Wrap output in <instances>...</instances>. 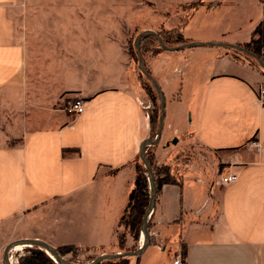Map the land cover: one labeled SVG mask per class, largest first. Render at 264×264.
<instances>
[{
  "label": "crops",
  "instance_id": "obj_1",
  "mask_svg": "<svg viewBox=\"0 0 264 264\" xmlns=\"http://www.w3.org/2000/svg\"><path fill=\"white\" fill-rule=\"evenodd\" d=\"M18 1L0 0V89L18 103L27 98L32 114L17 142L0 145V264L5 245L20 238L119 252L116 235L134 182V159L150 134L130 55L112 30L99 29L97 17L61 16L47 21L59 30L42 32V39L57 41L58 52L41 60L35 40L19 37ZM238 3L208 0L198 6L218 9L223 21L232 19ZM260 4V12L245 13L236 26L224 25L208 39H194L185 24L182 35L188 42L246 43L264 18ZM176 18H158L156 32L176 27ZM61 23H73L75 31ZM196 49H164L145 59L165 97L155 158L164 162L169 137L183 135L208 164L186 163L176 172L177 183L161 185L148 218L151 241L139 264L147 251L168 246L171 260L144 264H173L182 246L183 264H264V78L226 50ZM196 51L214 54L201 72L192 71L193 86L184 95L182 71ZM38 64L49 67L48 77L35 73ZM61 94L82 97V112L72 116L53 108ZM228 171L236 179L222 184L220 173ZM127 239L130 244L129 234ZM142 241L141 234L137 246Z\"/></svg>",
  "mask_w": 264,
  "mask_h": 264
},
{
  "label": "rangeland",
  "instance_id": "obj_2",
  "mask_svg": "<svg viewBox=\"0 0 264 264\" xmlns=\"http://www.w3.org/2000/svg\"><path fill=\"white\" fill-rule=\"evenodd\" d=\"M203 1L208 0H19V25L18 34L21 40L25 42L28 39L31 43H36L35 53L40 57L41 60L46 62L50 61L51 57L58 52L56 50V42L51 38L42 39V32L57 31L55 28L58 24L48 23L47 21L57 19L58 17L68 16L69 18H75L79 16H90L97 17L99 22L100 30H109L114 32V39L120 44L121 47L125 48L130 55V64L132 70L135 74H138L137 68V51L134 48V38L135 36L144 29H152L154 31L159 28L160 22L158 18L161 16H168L176 18V22H179L183 14L189 13L185 21V32L191 34L194 39H208V36L215 34L219 30L226 27L236 26L235 20L244 16L245 13H251L255 15L257 11L262 8L260 0H223L231 1L233 3L239 2V7L235 11L233 10L231 20H223L219 18L218 9L211 12H205L202 6H198ZM198 4V5H197ZM260 4V5H258ZM196 6L198 8H196ZM54 25V28L52 27ZM61 25L69 26L66 30L69 32H74L73 23H61ZM33 32H38V38L33 39ZM36 36V35H35ZM205 37V38H204ZM194 42H207L193 40ZM218 42H225L222 40H213ZM230 43V42H226ZM140 45V43H139ZM147 49L143 54L142 48ZM140 45L142 60L144 67L147 68L145 59H147L152 51L151 46L153 42L149 39H144ZM206 46H195L198 48L196 50H203ZM216 50H221L222 52L228 49L222 46H213ZM264 50V47H263ZM203 52V53H202ZM202 53L203 55H200ZM214 52H204L196 51L194 60L189 62L188 66L182 71L183 79L182 85L184 90V95L192 89L193 79L192 75L201 72L206 65L208 58L211 57ZM246 63H251L253 69L262 74L264 78L263 69L259 67L255 59L251 56H246L244 53L240 55ZM260 58L264 61V51L261 52ZM47 65L38 64L34 68L35 73H40L43 77H48L50 75L49 67ZM118 64L114 63V67L117 68ZM40 69V71H39ZM148 69V68H147ZM192 71H194L192 73ZM196 72V73H195ZM192 73V75H191ZM139 76V74H138ZM140 83L138 82V92L141 99H143L144 107L146 108L147 114L158 115L159 113V102L157 100L156 93L153 89L147 92L143 84H149L146 82L145 78H140ZM180 81V80H179ZM178 81V82H179ZM147 92V93H146ZM67 97L61 94L59 98ZM53 104V108H58L61 99ZM27 98L23 102H16L13 95L7 89H0V145H9L17 142L19 132L23 127V122L28 114H32L30 108L28 109ZM188 119V118H187ZM157 121H154L153 132L151 137L154 136L156 131ZM178 139L172 142V138L169 137L168 148L171 150L170 155L164 162H159L151 150L157 145H151L146 147V150L150 153V158L152 160V165L158 174H162L163 171L173 172L176 174L177 170L185 166L186 163H195L197 165H206V159L201 156L199 148L193 147L192 138L187 136H177ZM161 142V141H160ZM159 144V143H158ZM172 155V157H171ZM174 155V156H173ZM173 158V159H172ZM191 165V164H190ZM223 169V166H221ZM128 214V213H127ZM128 216V215H126ZM124 220L120 223L117 230L116 246L118 244V237L123 232H128V228L124 224ZM128 235V233H127ZM126 235V247L128 250H133L137 248V241H134L130 236V244L127 243ZM141 235V233H140ZM27 246L21 249H12L9 254L10 261L12 264L18 263L19 256L25 253ZM123 251V250H122ZM103 253H114L111 251L100 252L99 249H85L79 248L76 252L67 253L63 255V258L70 260L74 263H88L94 259L97 255ZM172 257V247L168 246L164 251H147L145 254L141 255L140 263L144 264L145 261L152 259H158L159 261L167 260ZM114 260V259H112ZM134 257H129L124 264H135ZM109 260H103L99 264H111Z\"/></svg>",
  "mask_w": 264,
  "mask_h": 264
},
{
  "label": "trees",
  "instance_id": "obj_3",
  "mask_svg": "<svg viewBox=\"0 0 264 264\" xmlns=\"http://www.w3.org/2000/svg\"><path fill=\"white\" fill-rule=\"evenodd\" d=\"M263 5H264V0H260ZM201 3V1H200ZM198 3V4H200ZM197 4V5H198ZM188 16H183L181 18L180 23L172 28V29H164L161 28L158 32L160 37L162 38L163 42L168 45V46H175L179 44H183L185 42H188L187 39H185L182 35L181 29L183 25L185 24V21ZM144 39H149L151 42H153V45L151 46V55L156 54L160 52L161 50H164L158 43L157 39L153 35H143L140 38V45L142 44V41ZM139 45V46H140ZM242 47H244L246 50L252 52L253 54L257 55L260 58V54L263 50L264 47V18L255 26L251 33L250 39L243 44H240ZM135 48V46H134ZM142 48V45H141ZM229 56L233 58L234 60L240 61L244 64H247L248 66L252 67L251 63H246L244 59L240 56L242 53H244L246 56H251L253 59H255L251 54L236 50L233 48H227ZM136 50V48H135ZM137 51V50H136ZM147 51V49L142 48V53L144 54ZM141 52V49H140ZM141 53V54H142ZM138 54V51H137ZM137 60V58H136ZM257 62V60L255 59ZM258 64V62H257ZM259 65V64H258ZM260 68H262L259 65ZM138 68V67H137ZM253 68V67H252ZM146 71L150 73L149 69L145 67ZM263 69V68H262ZM134 72V71H133ZM264 72V70H263ZM135 74V72H134ZM139 74V76H138ZM138 74H135V77L139 84L141 85L140 78H145L146 82L149 84H143L144 88H146L147 92H149L151 89H153L156 93L155 88L151 84L149 78L144 75L139 69H138ZM146 92V93H147ZM157 100L159 102L158 96ZM159 113H160V103H159ZM158 115H149V121H150V134L149 138L153 139L157 133V124H156V131L153 137H151L152 132H153V124L154 121L156 120L158 123ZM156 145V144H155ZM151 146V145H150ZM148 147V146H146ZM152 153L154 154L153 150H151ZM145 155L146 158L151 166L152 172L154 174V179H155V184H156V195L158 190L160 189L161 185L165 183H177L178 179L175 173L173 172H168V171H163L162 174H158L153 165H152V160L150 158V153L146 150L145 148ZM134 168H135V177H134V182L131 190L128 193V199L127 203L124 207V210L122 212V215L119 219L118 226L122 222V220L125 219L124 224L128 228V232H123L120 237H118L119 241L117 244L118 251H127L128 248L125 246L126 245V235L127 233L132 237L134 241L139 240L140 233H141V221H142V216L147 208L148 202H149V184H148V179H147V173H146V168L145 165L140 158V155L138 154L136 158L134 159ZM128 213V214H127ZM128 215V216H126ZM149 219H148V231H149ZM117 237V235H116ZM151 241V239H150ZM27 245H20L16 246L13 249H21ZM79 247L73 245V244H66L62 245L56 248L58 254L63 257L64 254L67 253H73L78 250ZM136 249V248H135ZM134 250V249H133ZM182 257H185V249L184 246H182ZM129 257H134V262L135 264H139V256H122L119 258H116L114 260H109L111 264H124L125 261L128 260ZM70 261V260H69ZM72 262V261H71ZM74 263V262H73ZM101 263V262H100ZM17 264H60L59 262H56L50 255L47 253L43 248L37 246V245H31L27 246L25 249V253L18 258V263ZM99 264V263H98Z\"/></svg>",
  "mask_w": 264,
  "mask_h": 264
},
{
  "label": "water",
  "instance_id": "obj_4",
  "mask_svg": "<svg viewBox=\"0 0 264 264\" xmlns=\"http://www.w3.org/2000/svg\"><path fill=\"white\" fill-rule=\"evenodd\" d=\"M153 35L159 45L165 49V50H180L188 47H195V46H222L225 48H233L236 50H240L246 53L251 54L258 62V64L263 68L264 70V61L259 58L257 55L253 54L252 52L246 50L244 47H242L240 44H235V43H226V42H218V41H207V42H185L183 44L175 45V46H168L166 45L158 32L152 30V29H144L140 31L134 38V46L136 50L138 51L137 54V67L138 69L146 75L153 87L155 88L157 92V96L159 99L160 103V113L158 116V123H157V133L153 139L147 137L142 140L140 143V148H139V155L140 158L142 159L145 168H146V173H147V179H148V184H149V202L147 205V208L142 216V221H141V234L143 236V241L142 244L139 245L136 249L134 250H127V251H119V252H114V253H103L97 255L94 259H92L88 263H83V264H98L102 262L103 260H112L116 259L122 256H139L145 248L150 244V234L148 231V218L153 210L154 204H155V199H156V184H155V179H154V174L152 172L151 166L146 158L145 155V148L146 146L150 145H155L159 142L161 133H162V128H163V121H164V113H165V97L164 93L162 91V88L160 87L159 83L157 80L149 73L146 71L144 65H143V60H142V54L140 52V38L143 35ZM176 138L172 140V142H175ZM17 245H37L41 248H43L49 255L56 261L59 262L60 264H80V263H73L69 260L64 259L62 256H60L56 250V248L49 244L48 242L41 240V239H36V238H20L13 240L9 242L8 244L5 245L4 250H3V258H2V263L3 264H12L10 261V251Z\"/></svg>",
  "mask_w": 264,
  "mask_h": 264
},
{
  "label": "built area",
  "instance_id": "obj_5",
  "mask_svg": "<svg viewBox=\"0 0 264 264\" xmlns=\"http://www.w3.org/2000/svg\"><path fill=\"white\" fill-rule=\"evenodd\" d=\"M260 98L264 99V90H260ZM84 107V99L79 96L64 97L61 99L58 108L65 111L66 113L76 116L80 114ZM251 144L258 149L259 144L256 141H252ZM236 179V174L234 172L228 171L227 173H220V182L222 184H229ZM12 251V250H11ZM10 251V252H11ZM173 264H183L182 257L180 253H177L173 259Z\"/></svg>",
  "mask_w": 264,
  "mask_h": 264
},
{
  "label": "bare ground",
  "instance_id": "obj_6",
  "mask_svg": "<svg viewBox=\"0 0 264 264\" xmlns=\"http://www.w3.org/2000/svg\"><path fill=\"white\" fill-rule=\"evenodd\" d=\"M17 246H20V245H17ZM16 247V246H15Z\"/></svg>",
  "mask_w": 264,
  "mask_h": 264
}]
</instances>
